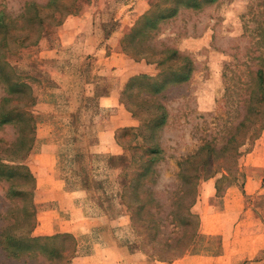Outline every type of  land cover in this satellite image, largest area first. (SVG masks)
<instances>
[{
	"label": "rangeland",
	"instance_id": "1",
	"mask_svg": "<svg viewBox=\"0 0 264 264\" xmlns=\"http://www.w3.org/2000/svg\"><path fill=\"white\" fill-rule=\"evenodd\" d=\"M48 1L0 0V11L8 16L5 23H11L7 33L0 28V60L17 70L20 81L31 88L35 98V105L29 111L35 120L33 146L36 153L50 151L60 154L61 168L57 167V170L67 179L70 188L83 187L90 216H97L101 209L112 215L125 212L132 226L124 238L142 253L153 256L162 249L166 250V244H181L185 240L182 237L185 225L170 223L171 216L168 215L170 211H181L172 205L176 188L180 186L176 163L202 147L220 148L240 121L254 118L257 124L249 131V139L239 147L238 174L232 172L224 176L218 171L212 177L201 179L191 210L197 216V230L199 225L211 220L217 228L235 223L241 207L249 210V221L259 219L264 222V192H259L264 191V169L244 166L247 159L252 160V152L259 150L258 153L264 154V107L260 113L247 110L248 94L244 91L248 85L255 87L254 73L258 68H264V34H261L264 31V0H216L199 11L180 8L160 24L159 30L148 32L150 45L170 46L193 65L188 82L166 88L162 97L146 95L149 105L159 102L168 115L167 124L148 136L149 145L137 136L140 122L129 112L135 125L119 127L108 138L98 136L103 129L113 127L114 117L120 115L118 108H100L97 99L101 92L113 85L116 87L117 80L122 81L124 77L107 74L109 64H84V30L105 37L116 27H133L149 9V3L155 0H91L87 5L89 0H77L71 14L57 15L55 20L51 18V12L56 7L63 8L67 1L52 5H48ZM31 2L40 13L36 16L35 8L31 6L30 14L22 17L25 4L28 6ZM85 16H91L92 20H84ZM39 17L43 21L40 22ZM135 41L139 46L146 44L141 33ZM110 48L106 44L99 56L110 54ZM96 57V54L92 56ZM122 66L123 69L128 65ZM158 71V67L157 71L151 69L152 76ZM8 86L6 81H0V100L11 98L0 112L10 105L23 106L27 102V90L10 95L6 92ZM127 92V95L131 93L127 97L129 103L132 100L142 106L143 90L137 94L138 88L133 87ZM123 115L120 116L121 122ZM66 128L72 129L67 138L64 136ZM244 130L245 127L239 128L238 135L242 136ZM17 131L12 125L0 126V155L5 170L15 163L8 160L11 155L4 150ZM63 137L65 139L61 141ZM134 137L136 140L132 142ZM101 139L108 144L109 153L94 151ZM75 143L79 148L84 145L83 154L74 151ZM156 146L162 151L157 153L153 163L155 174L142 180L144 185L138 187L139 168L132 163V154L138 160L149 158L153 154L147 148ZM65 148H69L67 152L63 151ZM36 153L30 151L24 162L31 174ZM201 159L194 161L200 163ZM206 162L214 167L227 166L230 159L220 155ZM6 176L4 172L0 176V231L14 220L21 219L20 226L17 223L13 230L21 234L26 228L22 224L24 215L21 212L25 196L7 197L10 179ZM246 176L262 179L259 190L252 189L251 193L245 194ZM147 186L155 191L152 196L145 192ZM212 191L214 196H209ZM236 196L237 201L230 202V209L224 212L228 200ZM128 204L130 208H127ZM208 210L215 215L213 219H208ZM202 229L208 231L209 226ZM73 241L72 238H59L55 243L72 246ZM262 243L264 239H258L254 247L259 248ZM153 257L158 261L156 256ZM63 263L61 260L59 264ZM0 264H48V261L43 256L11 259L0 250Z\"/></svg>",
	"mask_w": 264,
	"mask_h": 264
},
{
	"label": "trees",
	"instance_id": "2",
	"mask_svg": "<svg viewBox=\"0 0 264 264\" xmlns=\"http://www.w3.org/2000/svg\"><path fill=\"white\" fill-rule=\"evenodd\" d=\"M61 0H49L48 5L57 4ZM63 8H54L51 12V18L55 20L56 16L64 17L73 12L77 0H64ZM71 1V2H70ZM216 0H155L149 3L150 7L146 10L134 23L133 27L124 28L123 34L120 39L121 49L124 54L129 56L134 61H145L149 64H154L158 67V74L155 76L150 75H136L131 77L123 91L121 92L120 101L125 109L131 114V116L140 122V128L138 129L137 136L143 140V143L148 144V136H152L157 130H161L166 124L168 115L159 102H152L148 104V98L163 96L166 88L173 86L177 83H186L189 81L193 72V65L191 61L182 56L176 49L165 46L164 44L159 47L150 45L148 42L149 31L159 30L160 24L165 22L169 17L174 16L178 9H190L193 11H199L202 7L213 4ZM32 6L35 15L40 12L36 8L37 6L31 2L28 6H24L22 17L28 13ZM47 6V5H46ZM64 11V12H63ZM157 12V13H156ZM38 13V14H36ZM8 17L4 12L0 11V28L7 33V30L11 27L10 22H6ZM40 22L43 21L39 17ZM262 31V30H261ZM141 33L143 35V42L146 40V44H136L135 38ZM264 34V31L261 32ZM260 34V35H261ZM37 40L34 42L36 43ZM1 46V45H0ZM23 46V45H22ZM0 56L1 53H0ZM264 65V64H262ZM255 84L254 88L248 85L244 91L248 94L246 99V108L252 112L260 113L261 107H264V68H258L255 71ZM17 70L13 69L6 61L0 60V81L7 82L8 88L7 94L18 93L22 90H27V102L23 106L10 105L2 108L0 112V126L12 125L17 128V135L14 139L7 144L4 153L10 158L11 162H15L7 166V170L1 162L3 158L0 155V176L7 175L6 178L10 179L8 182L10 185L7 189V197L12 196H25L24 204H22L21 212L23 213L24 220L22 224L26 227L21 234L13 232L16 224L20 223L21 219L14 220L13 223L4 226L0 231V250L5 254L7 258L19 259L27 256L29 259L33 256H43L48 261V264H59L61 260H64L63 264H69L71 257L74 254V241L72 246L57 245L55 241L59 238H69L67 235H56L50 237H33L31 235L32 227L34 226L35 218V206L33 202L34 194V177L31 172L24 165L27 155L32 150L35 141V120L29 109L35 105V98L32 95L31 88L26 86V83L20 81ZM133 87L138 88V93L141 90L144 91L145 96L141 97V105L135 104L134 101L127 100V91ZM126 94V97H124ZM11 98L4 97L0 100V108L5 103H9ZM140 103V102H139ZM148 104V106H147ZM245 104V101H244ZM145 106V107H144ZM151 106L149 111L148 107ZM136 107V108H135ZM245 120V119H244ZM247 120V119H246ZM240 121L234 132L226 140V143L220 148H200L195 153L185 156L183 160L176 163L177 178L180 181V186L176 188L175 198L172 201V205H176L177 208H181L179 213L170 211L168 213L171 216L170 223H180L185 225L182 231V237L185 240L181 241V244H166V250L162 249L153 256L158 258L160 262H170L177 257L183 255L192 241L197 235V216L192 212V207L197 197L198 182L205 177H212L218 171L224 176H229L232 172L238 174L240 150L239 147L243 145V141L249 139L248 133L257 124V120L249 118L248 121ZM259 126V124H258ZM244 128L242 136H239L237 131L239 128ZM261 126H259L260 128ZM135 138V139H134ZM132 139V142L136 140V137ZM150 153L153 155L149 158L134 159L132 154V163L139 168L138 181L136 186L140 187L144 185L142 180L155 174L153 163L155 162L156 155L162 151L159 146L148 147ZM9 152V154H8ZM227 156L230 159V164L225 166H211L207 159L211 157L218 158L219 156ZM8 157V156H7ZM210 157V158H209ZM202 158L200 163H196L194 159ZM20 181H24L22 183ZM145 192L151 196L155 193L152 188L148 186L145 188ZM23 196V197H24ZM127 208H130L128 204ZM20 226V225H19ZM180 240V239H179ZM71 249V250H70ZM70 251V252H69ZM168 251H172L169 255L164 256ZM69 252V254H66Z\"/></svg>",
	"mask_w": 264,
	"mask_h": 264
},
{
	"label": "crops",
	"instance_id": "3",
	"mask_svg": "<svg viewBox=\"0 0 264 264\" xmlns=\"http://www.w3.org/2000/svg\"><path fill=\"white\" fill-rule=\"evenodd\" d=\"M90 1H87L86 5L90 4ZM89 18L85 16L84 20ZM123 27L112 29L113 31L105 37L104 34L99 36L97 32L84 30V64H109L107 74L124 77L122 81L117 80L116 87L113 85L112 88L108 87L107 91L101 92L97 99L100 108H118L117 112L120 116L124 113L122 122V118L116 116L113 127L98 133L101 138L112 136L119 127L135 125V121L120 101L122 89L131 77L152 76L151 69L155 68L157 71L154 64L129 61L120 45ZM106 44L111 46L108 49L110 54L105 57L99 56ZM95 54L97 57L92 58ZM122 64L128 66L122 69ZM64 84L67 86L66 82ZM71 131L72 129L69 128L64 129L65 138L70 137ZM65 138L63 137L61 141ZM68 149L65 148L63 151L67 152ZM31 151L37 152L35 146ZM74 151L83 154L84 145L79 148L75 143ZM94 151L109 153L108 144L101 139L94 146ZM258 151L250 154L252 160L249 162L247 159L244 163L245 167L264 169V154ZM37 154L33 155L34 160L31 163L35 184L33 202L36 208L31 235L33 237L67 235L72 238L75 249L69 264H264V243L260 244L259 248L254 247L258 239H264V222L259 219L249 221L251 219L248 218L249 210H244L243 207L235 223L221 225V228H217L212 220L208 221V224L202 223L198 227L196 237L183 255L170 262L157 261L152 255L142 253L131 246L130 240L126 241L124 238L125 233L129 234V226H132L128 215H124L125 212L120 211V214L112 215L109 211L101 209L97 216H90V206L86 204V192L83 187L70 188L67 179L62 176L59 169L57 170V167L61 168L59 153L44 151ZM261 180L254 176H246L245 194L251 193L252 189L259 190ZM214 194L215 192L212 191L209 196ZM116 197L120 200L118 194ZM236 199L237 196L228 200L224 212L230 209V202L235 203ZM206 213L209 220L215 217L210 210ZM203 226H209L208 231L203 230Z\"/></svg>",
	"mask_w": 264,
	"mask_h": 264
}]
</instances>
